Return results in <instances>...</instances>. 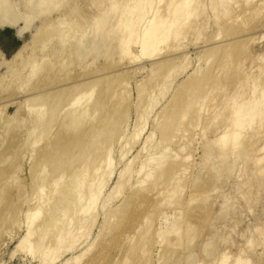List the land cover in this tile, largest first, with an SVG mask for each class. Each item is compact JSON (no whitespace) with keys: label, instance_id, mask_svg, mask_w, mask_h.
<instances>
[{"label":"rangeland","instance_id":"rangeland-1","mask_svg":"<svg viewBox=\"0 0 264 264\" xmlns=\"http://www.w3.org/2000/svg\"><path fill=\"white\" fill-rule=\"evenodd\" d=\"M43 1L44 0H39V1H35V0H5L6 8H4L2 12H0V112L4 114V115L0 114V115H2V116H0V118L1 117L3 118V119L2 118L0 119V123L2 122L0 124V137L3 136L2 138H4L6 136V138H4V142L7 144V146H5L6 145L5 143H4V145L0 143V145L2 146V147L0 146V174H1L0 175V264H186L185 262L188 259V257L191 254H194L195 251H196V253L194 254L195 258L193 260L194 264H214V263L219 264L222 262L221 260H223L222 258H224L223 256L225 254H226L225 257H227V255L229 256V258H228L229 261L227 262L228 264H232L233 262L235 264V261L239 257L243 258L244 256L246 258H243V259L244 260L246 259L245 261L247 263L249 262L250 264H264V245H262L264 240H262V238L259 234V233L264 231V178L262 177L264 175V172H263L264 171V164H262V163H264V132H260V130L264 128V115H263L264 114V107H263L264 103H262V102H264V94L260 95V93H259L260 91L258 90L260 88L261 92L262 93L264 92V91H262V90H264V74L262 73L263 76L261 74V77L257 78V76H259V74H260L259 71H261V69L264 71V68H263L264 67V61H263L264 60V0H188V3L185 4L184 6L186 7V5H187V8L189 9L187 17L185 18V19L189 18V20L188 19L187 20L182 19L184 22L183 21L180 22L181 19H179V21L175 20V21H177V23H176L177 25H175V24L173 25V27L175 26L174 27L175 29L173 27L171 28L172 25L167 27L168 30L164 29V28L162 29L163 32H165V30H166V32H168L170 30L169 28H171L172 30H174V32H173L174 36L172 39L168 40L167 44L161 46L162 50H160V52L158 51L159 53H161V51H163V53L160 54L161 60H160V58H158L157 51H156V54L153 53L157 56H154V55H153L154 57L152 56L155 59L154 61L151 59V57L144 56L141 53V48H139L140 45L138 44L136 46L135 44H137V43L135 42L134 45L132 43V44H130L132 46H128V48L130 47V49H128V52H127L128 54H124V53L122 54L120 48H117L116 50H114L111 57L104 56V55H102L103 53L102 54L99 53L98 55L94 54V56L91 57L90 64L86 63V64H88V67L85 66L87 71H85L86 69L83 68L84 65L83 64L79 65V62L77 63V61H74L76 59L74 58V56H72L70 54V49L72 51L71 46H73L72 44L74 42L70 41L69 39L73 34L70 33L71 34L70 35L68 33L70 36L67 35V36H65L66 37L65 39H63V38L60 39L61 37L57 36L56 32H59L60 30H66L64 32L67 34V32L69 31L68 29H70V31H71L70 25L73 26L77 21H78V25H80L79 22L82 23V20H83V18H85L86 15L91 16L93 14L95 16L99 12V10L98 9L96 10V8H95V10L98 11L96 13L95 10H90L89 6H87L88 8L86 6L84 8V5H88V4L84 3L86 0H84V2L82 0H69L68 1L69 3H67V4L66 3L62 4L59 2L60 0H57V3L59 2L60 5L55 3L54 6L42 8ZM81 1L84 3V4L82 3L83 6L81 4ZM144 1H146L145 4L143 5L144 11H145L144 12L145 17L143 16V18H142L143 21L141 22V26L148 24L150 18L153 17L154 14H156L159 17L160 16L159 13L160 14L162 13L161 15H163L164 13L167 16L170 15V17H169L170 20H172V21L174 20V18H173L174 15H171V11L170 12H161L163 7H165L164 9H166L167 6H165V5H167L168 1H170V0H153L154 1L153 3L151 2V0H144ZM148 1H150V3ZM55 2H56V0H55ZM110 2H111V0H110ZM76 3L78 4V7L79 6H82V7L78 8L80 11L74 12V11H72V7H74L76 5ZM175 3L179 4V3H181V1L175 0ZM79 4H81V5H79ZM107 4H109L108 0H107ZM107 4H105V2H104V6L106 5L105 7H107ZM158 7L160 8V11L158 13H156L155 9L156 8L159 9ZM76 9H77V7H76ZM221 9H222V11H221ZM162 11H164V10H162ZM9 13H11L14 16L13 21H10L8 18H6V14H9ZM254 13H255V15H254ZM188 16H190V17H188ZM191 16H192V18H191ZM84 20H87V19H84ZM49 21H52V22L54 21V22L49 23ZM178 22H180V23H178ZM68 23H71V24L68 25ZM182 23L183 24L186 23L187 26L186 25L183 26ZM74 26H77V23ZM182 26L184 28H182ZM140 29H141V27H140ZM172 30H170V32H172ZM175 31L177 33H175ZM17 34L19 37L17 36ZM138 34L139 35H136L132 39L133 41L136 39L137 36L138 37L141 36L140 32ZM62 37H63V35H62ZM235 40H236V42H235ZM47 42H48V46L46 45ZM69 42H71L72 44ZM230 42H232V43L234 42L233 44H235V45H232ZM240 43L241 44L244 43V44H242V55H241L242 59L244 60L242 62V64H244V65L242 66L243 68H241L240 64L238 65V69H242L241 71L238 70L239 77L236 78V79L239 78V80H238L239 85L234 84L233 87L236 85V89L238 87L237 90L239 92L242 91L244 93L246 90L245 93H247V92L250 93L252 91L253 94L248 93L249 99H246V100H243L246 98L244 96H242V98L240 96L241 100H240V98L234 99L233 105L235 107L237 106L236 105L237 100H238V102H241V101L245 102L244 105H246L247 102L250 104L251 99H252V103L254 101L253 104H256L255 102L257 101V104H256V107H258V108H256L257 110L259 108H260V110L263 108L262 109L263 114H261L259 116L260 118L259 117H257L256 119L252 118L253 119L252 120L251 118L249 119V117H251V115L249 117L246 116L247 120H249L250 122L253 121L252 122L253 126L248 121L250 124H248V122H247L245 128H243L244 130L242 129V132H240L242 134V135L240 134V142H242V143L245 142L244 144H247L249 142V143H254V145H256V149H255L256 152L254 151L255 152L254 154L256 155L255 158H257V159L256 160L252 159L249 162L245 161V160H241V159L238 160L236 162V164L234 165L233 169H231V173H228L227 177L225 175L224 176L225 178L222 177L225 180L221 181L222 180V178H221L220 181H217V185H218V182L224 183L223 185L221 183L222 186L219 185V189H218V186L215 185L216 181L214 182V180H212L214 178V172L210 167V162L207 161V159L205 158L206 157L205 156V154H206L205 145L208 141L214 140L215 132L219 133V132H223V131L227 130L226 128L228 127V125L224 123L225 117L228 114H232L231 113V112H233L232 110L235 109V107L232 106V102H230V100L228 99L230 96L225 97L227 93L224 94L223 93L224 90H222L223 88L221 89V87L219 88L218 93H215L218 90L215 91L214 93L216 95L217 94L219 95L218 96L219 98L217 96H215L218 99H220L219 101L217 99V103L219 102V104L216 103V101H215L216 98L215 99L213 98V102L210 101V103H211V105L214 104L215 106L217 104L216 111H213L215 109V108H213L214 105H213V107L210 105L212 108L209 106L211 108V109H209L207 106L208 105L207 102H205L207 105L204 103V105L206 106L205 112H204V115H206V116L203 117L204 120H202V122L203 121L204 122L198 123L197 125H199V126H195L194 129L191 130L192 132H190L191 134L189 133V135H188L189 137L187 136V132L183 133L182 135L177 134V130H176L177 125L178 124L181 125L180 124L181 123L180 118H179V122H178L177 117L174 118L175 120L172 118L173 119L172 120L171 119L172 116L169 115L170 120H168L169 117L164 115V114L167 113L169 108H170L169 107V104H170L169 102L171 101L170 98H173V95L176 93V91L178 89H180L181 86H182L181 88H183V86L187 84V81L188 82H189V80L192 81L193 80L192 76H193V78H194V76H197V78L199 77V79L194 78L195 81L196 80L197 81H199V80L205 81V79H208V78L210 80V78L212 76L211 75L212 72H215L214 71L215 69L218 70V66L220 67V65H221L220 61H222V59H221L219 61L220 65L218 64V62H217L218 65H216L215 61H217V60H215V59L217 58L219 60V57L221 58V55L223 54V51L226 49V47L227 48L229 47V49H230L229 51H231V47L233 50L235 48L234 46L239 47L241 45ZM64 44H66L64 47H67V52H65V54H63V55L62 54L60 55V53H62V52H59V49L61 51V48H62L61 45H64ZM74 45L76 47L75 43H74ZM52 46H53V49L50 48ZM54 46H55V48H54ZM47 48L49 49L48 53L49 52L52 53L53 56L51 58H49V61L47 59L43 61L44 57L48 56V53H47L48 49ZM214 48H216L217 51ZM56 49H57V51H56ZM218 49H220V51ZM246 49L248 50L249 53H247ZM50 50L51 51L54 50V52L56 51V53L51 52ZM226 51H227V49L224 51L225 54L227 52H229V51H227V52ZM165 54H166V56H165ZM18 55H19V57H17ZM41 55L43 57H41ZM100 55H102V56H100ZM134 56L136 59L135 58L133 59ZM30 57H34V58L40 60L38 67L35 68V69H37L36 70L37 73L34 72L35 73L34 75H32V73H30L33 71L31 67L27 66L25 69L23 67L22 68L20 67L21 70H23V71H21L19 68V66H22L21 65V63H23L22 61H25L26 59H28ZM156 57L158 58V60H160V62H162V59H166L165 61L167 63L165 64V62L163 60L162 63H164V64L160 65L161 63L159 62V64H156L157 66L153 65L155 63H158ZM248 57H250V58L252 57L251 58L252 60H250V58H248ZM150 60H152V61H150ZM45 61H47L48 63L46 62V64H45ZM43 63L45 64L44 66H43ZM139 63H140V65H138ZM212 63H213V66H212ZM232 64H233V62H232ZM129 65H130V67H129ZM50 67H52V68H50ZM162 67H164V68H162ZM53 68H55V69H53ZM207 68H209V69H207ZM244 68H245V70H244ZM14 69H16V70L19 69L18 71H20L22 73H20L19 75H16V76H12L13 74H11V72ZM127 69H128V71L129 70L130 71L127 72ZM133 69L135 72L133 71ZM137 69H138V71H137ZM151 69L153 71H151ZM43 70H46V71L44 72ZM82 70L85 73L81 74ZM198 70L201 71L200 75H199V73H198V75H196V72H199ZM263 71H261V72H263ZM50 72H52V73H50ZM86 72L88 73V76H90V77L85 75ZM101 72L103 73V75L100 74ZM155 73H157V75H155ZM230 74L233 75L234 72H231ZM230 74L228 76H230V78H231L232 76ZM236 74L238 75L237 71H236ZM31 75H32V77H31ZM82 75H85L84 78ZM100 75L104 76L103 78H105L104 79L105 81L108 80V82L110 83V86L108 85L107 82H104L105 84L101 85L102 84L101 83L98 86V88L96 89V91L94 90L95 89V87H94L93 90L97 93V95H99V97H101V93H104L101 91H105V93H108V94L113 93V91H116L115 95H117L118 97L115 98V96H113L112 98H115V99L112 100V98H110L108 96L110 98L111 102H109L110 100L107 99L109 101L106 100V102L99 103L98 101H96L97 98L99 100V97H97V95H96V97H97L96 98L95 95L92 94L96 98V100H95V98L92 99L93 96L90 93V95L92 97L91 98L88 97V98L91 99L92 102L95 101L94 103H92L93 106L90 105L91 101L89 99H88L89 100L88 101L87 97H85L86 100L84 98L85 101L83 100V102H82V100H80L82 98L81 97L80 99H77V100L79 102L81 101L82 103L81 104L79 103L80 105H78V103H77V105L74 107L73 105L76 104L75 103L76 98L74 99L73 96L76 95V93L78 94L79 91H81V93H84L83 91H85V90H83L84 89V86H83V87H81V89L83 88L82 89L83 91L80 88H79V91H77L78 88H77L76 83L74 85V82H72V81H75L73 79H75V78L80 79L81 78L80 80H83L86 77V79L92 80V79H94V76H100ZM79 76H80V78H79ZM115 76H117V77H115ZM206 77H208V78H206ZM175 78H177V79H175ZM68 79L70 80V82L68 81ZM185 80H187V81H185ZM222 80L223 79H221V81ZM169 81H170V83H169ZM202 81H200V82L203 84L204 81L203 82ZM66 82L69 85L71 84L70 86L73 89L76 87L74 90V92H76V93H74L73 91L71 92L72 89H70L71 88L70 86H67ZM76 82H77V80H76ZM207 82H208V80H207ZM207 82L206 81L204 82V86H202L203 89H202V91L200 89L199 90L200 92L203 93L206 89H208L207 91L211 92L214 84H211L212 81H210L209 83H207ZM246 82H248L249 85H248V83L246 85L245 84ZM258 82L260 85L258 84ZM234 83H235V81H234ZM242 83H243V85L241 86ZM251 83H252V88L250 87ZM256 83H257V85L260 86L259 88H258V86H257V88L255 87ZM262 83H263V85H262ZM65 84L67 86L66 91L64 90L65 86L61 87ZM181 84H183V85H181ZM125 85H126V87H125ZM166 85L168 86L169 89L171 88V90H169L168 94H166L167 96L164 97L165 94H161L162 93L161 90L163 89V86H166ZM169 85H170V87H169ZM228 86L232 87V85H230V84ZM243 86H245V87H243ZM253 86L258 90L257 93L255 92L256 89ZM43 87H45L44 90H43ZM161 87H162V89H161ZM210 87H211V89H210ZM51 88H52V91L55 92L56 94L55 93L51 94V93H53L51 91ZM58 88H60V89H58ZM45 89H47V90H45ZM56 89H58V90L55 91ZM91 89H92V87H91ZM34 90L36 93L38 92L37 93L38 95L40 94L41 96H43L42 94H44V96H48V94L46 95L45 93H46V91L48 92V90H49L50 93L49 92L48 93L50 95H54V98L56 99V100L54 99L55 101L53 100V102L55 103L54 110H52V108L50 109L49 112L51 114L47 118V120H50L52 118L53 113H54L53 118L54 117L55 118H61L62 115H59L62 112L61 109H63V110L66 109L67 112L65 111L66 114L65 115L63 114L64 116L62 117L66 121V118H65V117H67L66 115H68V117H71L70 115H72V113H70V115L68 114V109L72 110L74 113L75 111L78 110V108L81 109V106L83 108H85L83 104L88 105L87 102H89V105L86 108L91 106V109L89 107L90 110L88 112H90V113L96 112L95 113L96 115L95 114L92 115V114H89L87 112L89 115H91V117H90L91 119L90 118L88 119L87 113L86 112H85L86 114L83 113L85 115V117H84V115H81V118L82 117L87 118V121L85 120V122H82V123H86V127H88V126L90 127L92 124L91 122H93V124H92L93 126H94V124H96L95 127L97 126V124L100 125V123H101L100 126H103V128L101 127L102 130L100 131V133H95V134H97V136L99 138L98 137H97L98 139H96L95 137L94 138L97 141L101 140L100 141L101 144L107 143L106 146L102 145L103 151L106 147L107 148L105 149L106 152L105 151L103 152L101 150H100V152L99 151L98 152H99V154L102 152L105 153V155L102 153L103 157L105 156L108 158V156H106V155L107 154L109 155V152L111 151L109 158L110 157L112 158V160H110L111 158L110 159L108 158L110 160V162H112L110 164L111 170H109V167H107L106 164H105V166H104V164H101L104 166L106 171L109 170V172H107L108 176L106 175L107 179L105 178V180H104V177H106V176H104L105 172L101 171V170H103V167L101 165H100L101 169L99 166L98 172H100V173L103 172V175L100 173L98 175L96 173H93L94 170L97 168H95L96 166H92L93 171L91 170V172L89 173L90 168H91L90 167L89 171H88L89 174L87 177V179L89 178V180H86L87 182L85 181L86 184L76 185L75 184L76 182H74V184L69 185V187H70L69 189L65 185L64 187H66L67 189L62 187L63 188L62 191H65V189L67 191L63 192L64 196H63V194H61L62 192H60V194L63 196V197L60 196L61 197L60 199L58 197L60 195V194H58L59 192L57 193L58 196H56V194H52V195H54L52 197L60 200L61 205L63 202H65V201H63L64 198H66V199H67V197L69 199L71 197L75 198L76 195L79 194L80 192H82L83 199H82V202L79 201L80 203H78V205L76 204L77 205L76 207H74L75 205H73L74 209H73V207H71L73 210L71 208H69V209H71V210H69L67 207H64L65 208L64 210L65 211L68 210L67 212H69L68 213V216H69L68 220H67V216H65L66 220L64 217L62 218L63 220H65L64 223L66 224L67 222L72 221L69 219L74 217L73 221L69 222V223H71V225H68L69 227L72 226V228L71 227L69 228V230L71 229V231H69L71 236L68 238L69 235L66 236L65 234H62L63 236L65 235L67 237V239L65 237L63 239H61V241L65 239L63 241L64 243L54 240V239H58L60 241V239H59L60 238L59 237L60 232L58 231V229H59V226H62V225L52 226V227H55L54 229H56V227H58V229L56 230L57 232H55L54 229L51 227L52 228L51 231H50V229H48L47 233H45V232L43 234L40 233V234H42L41 236H43V238H40V240H39V236H38L37 240L41 241V243L44 242V244L42 243L41 245L42 246L45 245L46 248L42 247L43 249L48 248V251L45 252L46 254H44V253L42 254L41 251H39V253L38 252L36 253V250L34 251V250L29 249L28 247L25 248V246L21 245L22 244L21 242H23L22 240H24V238L27 236V234L29 232V230H28L29 229L28 228L29 223L27 222V219H26L27 217L25 218L24 216L26 214H30V211L28 213H26L28 210L32 211L33 209L36 210L37 207H38L37 209L42 208V207H46L43 205H42V207H40V204H39L40 200L38 199L39 197H36V196H38L36 194L38 192H36L37 191L36 187H34V186H36V183H37L36 180H37V177H39L38 175L43 170V169H41V167H43L41 164L47 162V161L43 162V160L49 159L48 162L50 160L52 161V159H54V157L57 158L58 156L62 155L63 153L66 152L67 149H68V151L73 149L74 146L72 147V144L74 145V143L72 142V140L69 139L70 137H68V135L72 136V135H76V134H73L75 129L73 131L72 127H71L72 129L70 128V132L66 131V130H69L66 127H64V131H63V129H61L62 123L60 124V123L56 122V123H54L55 125L52 124V126H53L52 128L55 130L57 129V131L56 132H55V130L51 131V130H53L51 128V130H49V132H51V133L45 134L46 136L50 135L49 138L46 139L47 137L44 136L43 140H41V138H40V142H39V140H38V142H36L35 140H33V141L30 140V141H32V143L25 142V141L22 142L19 140V139H21L19 137H18L19 142L17 139H15V141L17 140V142H15L13 138L16 136H14L12 138V141H13V145H12L11 144L12 142L9 141V139L7 140V137L9 138L11 136V134L14 132L13 129H12L13 131L10 130L12 128L11 126L13 125V124L11 125L10 123L14 122L15 120L17 121V119H15V118H17L19 114L22 116L24 111H25L24 114H26L27 109H25V106L27 103L23 102L24 103L23 104L21 102L25 99L26 100L29 99L30 96L31 97H34V95L37 96V94L34 92ZM39 90L42 92L39 93ZM127 90H128V94H127ZM173 90H175V91H173ZM159 91H160V93H159ZM57 92L58 93L60 92V94L61 93L62 94L59 95ZM95 92H92V93H95ZM173 92H174V94H173ZM32 93H33V96H32ZM222 93H223V95H221ZM28 94L30 96H28ZM157 94L159 96H163V98H165V99L158 98V102H159L158 106H155L153 111H150L151 109L146 108V106L147 107L150 106V104H151L150 98L154 95H157ZM189 94H191V93H189ZM189 94H188V96H189ZM257 94H259V96ZM57 95L60 96L59 97L60 99H58ZM109 95L111 96L112 94H109ZM71 97L73 100H75L74 101L75 104L72 102L73 105H72V103L70 104L68 102L69 99H71ZM223 97L228 99L229 102L226 101L228 103H225V101H222V100H224V99H222ZM159 99H161V101ZM258 99H259V101L263 99V101L261 102L262 105L260 104V106H258L260 103V102L258 103ZM221 101L223 102L222 104H221ZM16 102H18V103H16ZM234 102H236V103H234ZM58 103H60V104L58 105ZM66 103H69L70 106L72 105L73 106V107L71 106L72 109L69 108L70 106L67 104L69 106L68 107L66 105ZM148 103H149V105H148ZM208 103H209V101H208ZM229 103H231V106L229 105ZM248 103L246 106H248ZM77 106H80L77 108V110L73 109V108H76ZM143 107H144V109H143ZM231 107L234 109H232ZM92 110L94 112H92ZM104 110H106V111H104ZM108 111H109V113H108ZM111 112H113V113H111ZM144 112L145 113L148 112V113L145 114ZM169 112H170V110H169ZM55 113H57V115H56L57 117L55 116ZM62 113H64V111ZM105 114H107V115H105ZM144 114H145V116H147V117H145V119L147 118L146 119L147 121H145V119H143V123H142V121L139 117L142 118L144 116ZM123 115H125V116H123ZM4 116H6L5 118L8 117L11 119H8V118L5 119ZM93 116H95V117H93ZM105 116H106V118H105ZM78 117H80V116H78ZM127 117H129V119ZM13 118L15 120H12ZM84 118H82V119H84ZM162 118H163V120H162ZM159 119H160V121H159ZM206 119H207V121H205ZM208 119H209V122H208ZM47 120H46V122H47ZM76 120H78V122L80 121L79 118H77ZM88 120H90V123L88 122ZM185 120H182V121H185ZM57 121H59V120L57 119ZM169 121H171V122H169ZM188 121H189V118H188ZM188 121L185 122V124L187 123V125H188ZM7 122H10V123H7ZM98 122H100V123H98ZM161 122L163 125L161 124ZM173 122H175L177 124H175ZM5 123L7 125L10 124L9 126L11 128L9 129V127H6ZM58 124H60V125H58ZM172 124H173V126H172ZM182 124L184 125L183 122H182ZM207 124H208V126H207ZM57 125H58V127L60 126L61 132H59ZM81 125H83V124H81ZM81 125H80V127H81ZM122 125H125V128ZM174 125H176V126H174ZM83 126L84 127H82V128L78 127L80 129L81 133H82L81 130L83 129V131H84V128H85V131H87L85 125H83ZM93 126H91V127H93ZM114 126H115V128H114ZM121 126H122V131H121V129H120V131H121L122 135L114 138L113 140H109L108 139V138H110L109 135H112V134L108 133L109 129L111 128L110 133L112 132V129L116 132L117 131L116 129H118V127H121ZM138 126L140 127L139 129H138ZM165 126L168 128V131H171L175 127V130L171 131L170 135H172L171 138L175 134H177L178 137L176 135H175L176 137L174 136L175 138L173 137V139L169 138L170 136L167 137L169 133L167 134L168 131H166L167 129ZM171 126H172V129L170 130ZM91 127H90V129H91ZM97 127H99V126H97ZM196 127H198V128H196ZM13 128H14V126H13ZM204 128H205V130H204ZM134 129H136V131ZM141 129H142V131H141ZM258 129H260V130H258ZM123 130H126L125 133ZM164 130L166 131V133L164 132ZM8 131H9V133H8ZM85 131H84V133H85ZM114 131H113V133H114ZM201 131H203V132H201ZM4 132H6L7 134L6 133L3 134ZM106 132H107V134H106ZM161 133L162 134L164 133V135L166 134L167 135L166 138H169V140L171 139L170 140L171 142H167L168 141L167 139L164 142L163 139H165V136L162 135ZM178 133H180V132L178 131ZM251 133H253V134L251 135ZM254 133H256V134H254ZM13 135H15V134H13ZM185 135H186V137H184ZM65 137H67V138H65ZM42 138H43V136H42ZM5 139H6V141H5ZM95 139H94V142L96 141ZM65 140L68 143L63 142ZM27 141H29V140H27ZM91 141H92V139H91ZM42 142H44V143L46 142L45 144L48 145L50 148L47 146H46L47 149H46V147L44 148L43 147V145L45 146L44 143L41 147ZM94 142L92 144H89V145H91L93 147V144H94L96 146V143H94ZM100 142H97V143L100 144ZM162 142H164L163 145H162ZM189 142H190V144H189ZM37 143L39 144L38 147H37ZM33 144L36 146H34ZM52 144L55 146V148H53L54 146ZM101 144L99 145L100 147H101ZM77 145H78V147L80 146L79 144H77ZM159 145H160V147H159ZM181 145H182V149H180ZM109 146L111 147L110 149H109ZM35 147H37V148H35ZM90 147L88 148V150L90 149ZM92 147H91L92 150L96 149V148H92ZM30 148L32 150H30ZM38 148H40V152H39ZM98 148L99 147H97V149ZM33 149L34 150L36 149V151L34 152ZM164 149H166V153H167V151H169V153H168L169 155L170 154L172 155L173 153L178 154V156H177V154H173V157L177 156L176 157L177 162L175 160L176 163H178L179 161L181 162L183 160L186 162V168H187L186 174H188V177L185 178L181 174L182 182H184V180H186L185 187H182V189H184L183 192L181 191V188H180V190H178V191H180L181 193L177 192L178 193V194H176L177 196L176 197L172 196L173 199H171V200H169V199L172 197H170V198L168 197V200H166V198H165V200L167 201L165 204L163 203V202H165V200L162 199V203H163V205H162L160 198H162V197L164 198V195H167V193L165 194L162 192L164 194L162 196V195H159V194H161L160 191L164 190V192H165L168 190L167 188H166L167 190L164 189L167 185V183L164 182L165 181L164 177H166L169 174L171 175V172L176 171V170H174V168H173V170H169V168L171 167L170 164H168L170 166L169 168H166L164 171L160 172L158 175H156V177H154L157 180V176H159L160 178H162V176H163V179H160V180L158 179V181L155 182V184L153 182V185L151 183L152 181H150L148 183L146 182L145 184H147V185L149 184L146 187L148 189L144 188L146 185L145 186H140V185L144 184V183H142V180L144 179V177H146V175H148L147 172L150 173V171H151V170H149V169H151V167H149V169H148V162L147 161H150L151 159H155V158L157 159V157L160 155H163V153H164V155H166V153L164 152L165 151ZM168 149H170L172 152ZM183 149H185L186 153ZM61 150H62V152H61ZM107 151H109V152H107ZM260 151H261V153H260ZM29 153H31L32 156ZM102 154L100 156H102ZM183 154H185V155H183ZM171 155L168 158H170ZM260 156L263 159L262 162H261L262 159ZM43 157H44V159L41 161V159ZM105 157L103 158L104 160L101 159L100 161L99 160L98 161L101 163L104 161L103 163H105L107 160V159H105ZM175 157L172 160H174ZM96 158H97V156H96ZM100 158H102V157H100ZM158 158H160V157H158ZM185 158H186V160H185ZM8 159H10V160H8ZM31 159H33V160H31ZM259 159H261V160H259ZM68 160H70V159H68ZM68 160L65 159L64 163L67 164ZM73 160H75V161L69 162L71 164L70 166H69V164H67V165L65 164L66 167L64 166V163L62 162L63 167L61 166V168H63V169H60L61 163H60V165L57 164V166H52V165H49L48 163H47L48 166H46V167H45V165H47V164H43V165H44V169L46 168V172H47V167H49L48 169L50 170V166H51V171L49 173H53L52 175H54V176H52L53 178H51V181H52V179L54 180V178L58 177L57 175H59V174L61 176H62V174L63 175L65 174L66 176H69V175L72 176L73 173H74L73 175H75V173L80 172L79 170L80 169L82 170V167L85 166V164L84 163L81 164L80 162H78L80 160L78 156H77V158H75ZM168 161H169V159H168ZM168 161L166 163H168ZM184 161H183V163H184ZM41 162H43V163H41ZM183 163L181 162V164H183ZM206 163L208 164L209 167L206 165ZM184 165H185V163H184ZM74 166H76V167L74 168ZM56 167H58V168H56ZM52 169L53 170L57 169L56 172L58 174H56V172H52L53 171ZM256 169L262 170V173H259L258 176H257V172H256L258 170H256ZM95 172H97V171H95ZM110 172H111V174H110ZM154 172L157 174L156 171H154ZM154 172H153V174H154ZM34 174L36 175V177ZM153 174H152V176H153ZM90 175H91V178L89 177ZM93 175L94 176H96V175L97 176H103L101 178H103V180L105 182L102 179L101 180L104 182L105 185H103L104 188L101 187L102 190L100 191V193L97 191L99 193L98 201L97 200H96L97 202H91L90 201L88 203L89 199L86 198V200H87L86 201L84 198L89 196L88 195V193H89L88 187L91 185V183H93V182L95 183ZM164 175H166V176H164ZM260 175H261V177H260ZM49 176H51V174ZM154 176H155V174H154ZM184 176H185V173H184ZM91 179H93V181ZM49 181H50V179H49ZM103 182H102V184H103ZM182 182H180V187L182 185H184V184H182ZM98 183L93 184V186L95 185L97 187L98 185H100V182H98ZM212 184L214 186H216L217 189L214 186L212 188ZM71 185H73L74 187H71ZM32 186H33V188H32ZM48 186L46 185V188ZM178 186H179V183H178ZM142 187L144 189H142ZM209 187H211L212 189ZM86 188L88 191L87 190L85 191ZM198 188H199V190H198ZM208 188L211 189L214 193L211 190H209ZM214 189L218 190V191L215 192ZM34 190H36V191H34ZM48 190H49V188H48ZM32 191H34L35 192L34 194H36V195L30 194V192L32 193ZM59 191H61V190H59ZM156 191L160 192V193H157ZM198 191H200V192H198ZM83 192H85V193L88 192V193H86V195L84 196ZM201 192L202 193L204 192V193L201 194ZM206 192L207 193L210 192V194L205 195ZM48 193L50 194V191ZM197 193L198 194L200 193L202 196L203 195L204 196L202 197L201 195H198ZM25 194H27V195H25ZM65 194H67V195H65ZM152 194H153V198H152ZM154 194L156 196L158 195L157 197L160 196V198L157 199ZM193 194L197 195L199 197L201 196L202 198L196 197L195 200H192L193 196L191 197V195H193ZM45 196L48 197L50 200H52V202L55 201V199L50 198L51 194H50V196L48 194L44 195L43 198ZM207 196H209V197H207ZM247 196H249L248 197L249 199H247ZM25 197L26 198L30 197L31 200L26 199ZM197 198H199V199H197ZM49 199H48V201H50ZM69 199H67V201H69ZM24 200H26V201L30 200V202L28 203V201H27V203H25L26 201H24ZM37 200H39V201H37ZM46 200H47V198H46ZM48 201H46V203H44V205L50 204L49 206L47 205V207H46L47 209L45 211H48V207L49 208L52 206L56 207V206H58V204H59L60 208L59 207H57V208L62 209L60 206V203L57 202L58 200L56 201L57 204H54V205L51 202L47 203ZM67 201L65 203L70 204L71 200L69 202H67ZM83 201H84V203H83ZM56 202H54V203H56ZM226 202H229L228 209H227L226 204H225ZM30 204L32 206H30ZM81 204L84 206L81 207ZM65 205H63V206H65ZM35 206H36V208H35ZM79 206H80V208H79ZM153 206H155V207L153 208ZM55 207L52 209L55 210ZM68 207H70V205ZM88 207H90V208L92 207L91 213H90V210H88L89 212H87V210H84V209H88ZM52 209H49V212ZM82 210L85 211L86 213L83 214ZM93 210H94V212H93ZM221 210L223 211V213ZM72 213H74V214H72ZM186 213L188 214V216H185V215H187ZM70 214H71V216H70ZM111 215L114 217H112ZM147 215L148 216L151 215L150 217H153L154 221L152 218H150L152 221L150 219L148 220ZM145 217H146V219H145L146 221L143 220V221H145L143 223V226L145 225L144 231H146L145 227H147V225H149V223L152 226V228H151V226H149L147 228L149 230H147L145 232L146 234L142 233L143 227H141L139 225V222H141V220L144 219ZM162 217H164V218H162ZM82 220L85 222H83ZM213 220H215V221H213ZM73 222L75 223V225ZM186 222H187V224H186ZM69 223H67V224H69ZM189 223H190V225L188 227ZM65 224L63 225V227L67 226V225L65 226ZM135 225H136V227H135ZM192 225L195 229L191 227ZM139 226L142 228V230L139 229V231L141 230L140 234L141 235L143 234L144 236H142L143 237L142 238L141 235H139V231H137L138 232V239H137V235H135V233H136L135 230H137L139 228ZM176 226L179 227L178 230H175L174 227H176ZM132 227L134 228V230ZM156 227H157V229H156ZM66 229H68V228H66ZM130 229H132V231ZM187 229H194V230L191 231V230H187ZM260 229L263 231H260ZM124 230L126 232V235L123 234ZM160 230H161L162 234L158 235ZM114 232L116 234H117V232H119L118 233L119 235L118 234L116 235ZM129 232H130V234H128ZM55 233H59V235L58 234L56 235ZM200 233H202V234H200ZM37 234L40 235L39 233H37ZM37 234H35V235H37ZM199 234H200V236H199ZM214 234H216V235H214ZM258 234H259V236H258ZM120 235H122L120 238H122L123 241L120 240V238H119ZM132 235H133V238H132ZM161 235H163L162 238H161ZM34 236L32 238L35 241L36 240L35 238L37 236H35V238H34ZM46 236H48V238ZM127 236H129V238ZM134 236L136 239H134ZM205 236H207V237L205 238ZM251 236H253V237L251 238ZM255 236H256V239H255ZM57 237H59V238H57ZM210 237H211V240H214V243L216 244V252L214 253V255L212 257L209 258L208 256L206 257V255H204V251L202 248H204L205 243L208 240H210ZM219 237H220V240H219ZM125 238H126V240H125ZM190 238H192V239H190ZM250 238L252 240H249ZM259 238L261 240L260 241L261 244L259 242H258V244H256L257 240H259ZM41 239L46 240V241H43ZM130 239H132L133 241H131ZM37 240L35 242H37ZM127 240H129V242ZM54 241H55V243H54ZM124 242H126L125 246H124ZM200 242L204 245L202 246L200 244ZM250 242L253 243L254 245L256 244L255 247ZM47 246H49V247H47ZM197 246H199V247H197ZM126 247H128V248H126ZM90 248L92 251L90 250ZM190 250H191V253H188V252H190ZM252 251H254V252H252ZM201 252L203 255L201 254ZM84 253L86 256H83ZM250 253H252V254H250ZM198 255H200V256H198ZM80 256H81V258H80ZM247 256H248V258H247ZM185 258H187V259H185ZM205 258H207V259H205ZM213 258H216V260L219 261V263L216 262L215 259H214L215 262L212 261ZM251 258H253V259H251ZM123 259H124V261H122ZM126 259L128 260V262ZM125 260L127 263L125 262ZM247 260H250L251 262L247 261ZM212 262H214V263H212ZM187 264H188V261H187Z\"/></svg>","mask_w":264,"mask_h":264},{"label":"bare ground","instance_id":"bare-ground-1","mask_svg":"<svg viewBox=\"0 0 264 264\" xmlns=\"http://www.w3.org/2000/svg\"><path fill=\"white\" fill-rule=\"evenodd\" d=\"M35 1H39V0H35ZM69 0H60L59 2L60 3H69L68 2ZM83 2H84V0H82ZM81 1V4L83 3ZM181 1V3H175V0H170V1H168V3H167V5H165V6H167L166 7V9H164L165 7H163V9L162 10H164V11H162L161 10V12H170L171 11V15H174V20L172 21V20H170V15H166L165 13V15L163 16V15H161L160 13H159V17L156 15V14H154V16L153 17H151L150 18V20H149V22H148V24H146V25H143V26H141V22L143 21V16H144V7H143V5L145 4V2L146 1H144V0H111V2H110V0H108V3L109 4H107V0H86L84 3L85 4H88V5H84V8H85V6L87 7V6H89V9L90 10H95V8H96V10L98 9L99 10V12L98 11H96V15L94 16L93 14V16L91 15H86L85 16V18H83V20L84 19H87V20H82V23L81 22H79V24L80 25H78V21L76 22L77 23V26H71L70 24L71 23H68V25H70V27H71V31H70V29H68L69 31L67 32V34L64 32V31H66V30H60L59 32H56V35L57 36H59V37H61L60 39H65L66 37L65 36H67V35H69L70 33L71 34H73L71 37H70V41H73L75 44H76V47H75V45H74V43L72 44L71 42H69V43H71L73 46H71L72 47V51H71V47L69 48L70 49V54L72 55V56H74V58L76 59V60H74V61H77V63L79 62V65H84L83 66V68H85V66H87L88 67V64H90V60H91V57H93L94 56V54H96V55H98L99 53L100 54H102V55H104V56H107V57H111L112 56V53L114 52V50H116L117 48H120L121 49V53L123 54H128L127 52H128V49H130V47L128 48V46H132V45H130V44H132L133 43V45H134V43L136 42L137 44H135L136 46L139 44L140 46H139V48H141V53L144 55V56H149V57H151V59L154 61L155 59L153 58L154 56H157V55H155L156 54V51H157V54H158V58H160V60H161V55L160 54H162L163 53V51H161V53H159L160 52V50H162V47L161 46H163V45H165V44H167V42H168V40H170V39H172L173 38V36H174V34H173V32H174V30H172L171 28L173 27V25L175 24V25H177L176 23H177V21H179V19H181L180 20V22H182L183 20L182 19H184V20H189V18H187V19H185L186 17H187V14H188V12H189V9L187 8V5H186V7L184 6L185 4H187L188 3V0H180ZM59 2L57 3V0H56V2H55V0H44L43 1V5H42V8H44V7H49V6H54L55 5V3H57V4H59ZM104 2H105V4H107V7H105L104 6ZM149 3H150V1H148ZM151 2L153 3L154 1L153 0H151ZM223 2V1H222ZM83 3V4H84ZM159 3V2H158ZM163 3V2H162ZM175 3V4H174ZM61 4V5H62ZM81 4H79V5H81ZM83 4H82V6H83ZM191 4V3H190ZM189 4V5H190ZM60 5V4H59ZM109 5V6H108ZM204 5V4H203ZM261 5V4H260ZM82 6H79V7H82ZM159 6V5H158ZM218 6V5H217ZM76 7H77V9H76ZM78 4L76 3V5L74 6V7H72V11H80L78 8ZM104 7V8H103ZM161 7V6H160ZM190 7V6H189ZM236 7V6H235ZM4 8H6V5H5V0H0V12H2L3 11V9ZM88 8V7H87ZM159 8V7H158ZM226 8V7H225ZM193 10V9H192ZM71 11V12H72ZM160 11V8L159 9H155V12L156 13H158ZM221 11H222V9H221ZM89 12V11H88ZM191 12V11H190ZM90 13V12H89ZM88 13V14H89ZM95 13V12H94ZM168 14V13H167ZM170 14V13H169ZM254 15H255V13H254ZM258 15V14H257ZM176 16V17H175ZM90 19H89V18ZM92 17V18H91ZM145 17V16H144ZM188 17H190V16H188ZM6 18H8L10 21H13L14 20V16L11 14V13H9V14H6ZM176 18V19H175ZM191 18H192V16H191ZM190 18V19H191ZM214 19V18H213ZM66 20V19H65ZM175 20H177V21H175ZM54 22V21H53ZM52 21H49V23H53ZM56 22V21H55ZM180 22H178V23H180ZM184 22V21H183ZM169 23V24H168ZM170 25H172L171 26V28H169L170 30H172V32H170V30L168 31V32H166V30H165V32H163L162 31V29L164 28V29H167L168 30V26H170ZM182 25L183 26H185L186 25V23H182ZM179 26V25H178ZM182 26V28H184ZM187 26V25H186ZM140 27H141V29H140ZM175 27V26H174ZM173 27V28H174ZM181 28V27H180ZM186 28V27H185ZM175 29V28H174ZM179 29V28H178ZM140 30V31H139ZM177 30V29H176ZM140 32V34H141V36L140 37H136V39L133 41L132 39L136 36V35H139L138 33ZM69 33V34H68ZM175 33H177L176 31H175ZM70 34V35H71ZM62 35H63V37H62ZM69 35V36H70ZM68 36V37H69ZM176 37V36H175ZM178 37V36H177ZM180 37V36H179ZM52 40V39H51ZM232 40V39H231ZM172 41V40H171ZM228 41V40H227ZM240 41V40H239ZM242 41V40H241ZM49 42V41H48ZM48 42H47V46H48ZM61 42V41H60ZM66 42V41H65ZM173 42V41H172ZM235 42H236V40H235ZM46 43V42H45ZM44 43V44H45ZM224 43V42H223ZM228 43V42H227ZM232 45H235V44H233L232 42H230ZM239 44V43H238ZM241 44V43H240ZM242 44H244V43H242ZM242 44L239 46V47H236V46H234L235 48L232 50V47H231V51H229L230 49H229V47L227 48L226 47V49H227V51H229V52H227L226 54H225V50L223 51V54L221 55V58L219 57V60L216 58L215 60H217V61H215L216 62V65H218L219 64V61L222 59V61H220V63H221V65H220V67L218 66V70H214L215 72H212V76H211V78H210V80H209V78L208 77H206V78H208V79H205V81L207 82V80H208V82L207 83H209L210 81H212L211 82V84H214V86H213V89L211 90V92H209V91H207L208 89H206L203 93L202 92H200L199 90L201 89V91H202V86H204V82L202 81V80H199V81H195V79H199V77L197 78V76H194V78H193V76H192V81H190L189 80V82L187 81V80H185V81H187V84L186 85H184L183 86V88H181L180 87V89H178L177 91H176V93L174 94V92H173V98H170V104H169V110H170V112H169V110H168V112L170 113H165L164 115H166V116H168L169 117V115L170 116H172L171 117V119L173 118H175V117H177L178 118V122H179V118L181 119V125H177V128H176V130H177V134L178 135H182L183 133H185V132H187V136L189 135V133L190 132H192L191 130L192 129H194V127L195 126H199V125H197L198 123H201L202 122V120H204V118L203 117H205L206 115H204V112H205V108H206V106L204 105V103L205 102H207V106H208V108L209 109H211L212 107H213V105H211V103H210V101L211 102H213V98L215 99L216 98V103H217V99L219 98L218 96V94L216 95L215 93H218L219 92V88L221 87V89L222 90H224L223 91V93L225 94V93H227L226 94V96L225 97H229L228 99L230 100V102H232V106H234L233 105V100L234 99H238V98H240V96H241V98H242V96H244V97H246L245 99H243V100H246V99H249V96H248V93L249 92H247V93H245L246 92V90H245V92L243 93L242 91L241 92H239L237 89H238V87H237V89H236V85L233 87V85L234 84H238L239 85V78L238 79H236L237 77H239V72H238V70L239 71H241L242 69H238V65L240 64L241 65V68H243L242 66L244 65V64H242V62L244 61L243 59H242V57H241V55H242ZM66 44H64V45H61L62 46V48L65 46ZM68 45V44H67ZM44 46V45H43ZM224 46V45H223ZM238 46V45H237ZM46 47V46H45ZM74 47V48H73ZM222 47V46H221ZM51 49H53V46L52 47H50ZM54 48H55V46H54ZM59 48V47H58ZM61 48V51H60V49H59V52H62V53H60V55L62 54H65V52H67V47H64L63 49ZM161 48V49H160ZM217 48V47H216ZM216 48H214L216 51H217V49ZM225 48V47H224ZM48 49V48H47ZM221 49V48H220ZM220 49H218L219 51H220ZM244 49V48H243ZM164 50V49H163ZM208 50V49H207ZM214 50V51H215ZM247 50V49H246ZM48 51H49V49L47 50V53H48ZM51 51V50H50ZM56 51H57V49H56ZM56 51L54 52V50L53 51H51V52H54V53H56ZM120 51V50H119ZM159 51V52H158ZM200 51V50H199ZM218 51V52H219ZM165 52V51H164ZM245 52V51H244ZM58 53V52H57ZM153 53H155V54H153ZM207 53V52H206ZM209 53V52H208ZM247 53H249L248 52V50H247ZM46 54V53H45ZM44 54V55H45ZM59 54V53H58ZM130 54V53H129ZM213 54V53H212ZM55 55V54H54ZM102 55H100V56H102ZM142 55V56H143ZM154 55V56H153ZM208 55V54H207ZM211 55V54H210ZM244 55V54H243ZM53 55H52V53H48V56H46V57H44V59H43V61L44 60H48L49 61V58H51ZM153 56V57H152ZM165 56H166V54H165ZM168 56V55H167ZM184 56V55H183ZM17 57H19V55L17 56ZM41 57H43L42 55H41ZM135 58V56L133 57V59ZM157 58V57H156ZM158 58H157V61H158V63H155V64H153V65H156V64H159V62H160V60H158ZM213 58V57H212ZM246 58V57H245ZM248 58H250V57H248ZM252 58V57H251ZM250 58V60H252ZM136 59V58H135ZM150 59V58H149ZM169 59V58H168ZM65 60V59H64ZM106 60V59H105ZM152 60H150V61H152ZM163 60H164V62H165V64L167 63L165 60L166 59H162V62H163ZM199 60V59H198ZM39 59H36V58H34V57H30V58H28V59H26L25 61H22L23 63H21V65L22 66H19V68L21 67H23L24 69L28 66V67H31L32 68V72H30V73H32V75H34L35 73H37V69H35V68H37L38 67V65H39ZM42 61V60H41ZM67 61V60H66ZM214 61V60H213ZM264 61V60H263ZM46 62L47 61H45V64H46ZM65 62V61H64ZM156 62V61H155ZM162 62H160L161 64L160 65H162V64H164V63H162ZM214 62V63H215ZM217 62H218V64H217ZM232 62H233V64H232ZM48 63V62H47ZM61 63V62H60ZM85 63V64H84ZM86 63H88V64H86ZM135 63V62H134ZM172 63V62H171ZM245 63V62H244ZM44 63H43V66L45 65ZM63 64V63H62ZM144 64V63H143ZM211 64V63H210ZM209 64V65H210ZM233 66H232V65ZM132 65V64H131ZM138 65H140V63L138 64ZM170 65V64H169ZM208 65V66H209ZM231 65V66H230ZM247 65V64H246ZM41 66V65H40ZM39 66V67H40ZM133 66V65H132ZM157 66V65H156ZM164 66V65H163ZM207 66V67H208ZM212 66H213V63H212ZM215 66V65H214ZM129 67H130V65H129ZM137 67V66H136ZM154 67V66H153ZM152 67V68H153ZM251 67V66H250ZM21 68H20V70H21ZM30 68V69H31ZM50 68H52V67H50ZM127 68V67H126ZM134 68V67H133ZM139 68V67H138ZM155 68V67H154ZM162 68H164V67H162ZM206 68V67H205ZM210 68V67H209ZM209 68H207V69H209ZM264 68V67H263ZM39 69V68H38ZM42 69V68H41ZM53 69H55V68H53ZM86 69V68H85ZM130 69V68H129ZM132 69V68H131ZM141 69V68H140ZM143 69V68H142ZM166 69V68H165ZM170 69V68H169ZM180 69V68H179ZM19 70V69H18ZM18 70H16V69H14L12 72H11V74H13L12 76H16V75H19L20 73H22V72H20V71H18ZM144 70V69H143ZM172 70V69H171ZM232 70V71H231ZM244 70H245V68H244ZM21 71H23V70H21ZM25 71V70H24ZM44 72L46 71V70H43ZM49 71V70H48ZM85 71H87V69L85 70ZM130 71V70H129ZM128 71V69H127V72H129ZM133 71H134V69H133ZM137 71H138V69H137ZM140 71V70H139ZM151 71H153L152 69H151ZM163 71V70H162ZM199 71V70H198ZM204 71V70H203ZM202 71V72H203ZM236 71H237V73H238V75L236 74ZM259 71V70H258ZM261 71H263L262 69H261ZM261 71H259L260 72V74H259V76H257V78L259 77H261V74L263 73L264 74V71L263 72H261ZM35 72V73H34ZM40 72V71H39ZM135 72V71H134ZM133 72V73H134ZM143 72V71H142ZM178 72V71H177ZM231 72H234V74L233 75H231L230 73ZM42 73V72H41ZM50 73H52V72H50ZM83 73H85L83 70H82V72H81V74H83ZM160 73V72H159ZM163 73V72H162ZM198 73H199V75L201 74V71H199V72H196V75H198ZM258 73V72H257ZM100 74H102L103 75V73L101 72ZM107 74V73H106ZM135 74V73H134ZM178 74V73H177ZM182 74V73H181ZM231 75L232 77L230 78V76H228V75ZM242 74V73H241ZM263 74H262V76H263ZM22 75V74H21ZM32 75H31V77H32ZM49 75V74H48ZM85 75H87L88 76V73L86 72V74ZM85 75H82L83 76V78H84V76ZM98 75V74H97ZM102 75H100V76H94V79H92V80H90V79H86V77H85V79H83V80H80L81 78H80V76H79V78L80 79H73V80H75V81H72V82H74V85H75V83H76V85H77V88H78V90L77 91H79V88L81 89V87H83L84 86V89L83 90H85V91H83L82 89V91L84 92V93H81V91H79L78 92V94L76 93V92H74V90H75V88L73 89L67 82H66V84H67V86H70L71 88L70 89H72L71 90V92L73 91L74 93H76V95H74L73 96V98L75 99L76 98V104L74 103V101L75 100H73L72 99V97H71V99H69V103L71 104L72 102L75 104V105H73V103H72V105L75 107L76 105H77V103H78V105H80L82 102H83V100H84V98L85 97H87V100L89 99L88 97H92L93 95H95V97H96V95H97V93L95 92L96 91V89L98 88V86L101 84V85H104L105 83L104 82H107L108 83V85L110 86V83L108 82V80L107 81H105L104 79L105 78H103L104 76H102ZM105 75V74H104ZM108 75V74H107ZM120 75V74H119ZM126 75V74H125ZM155 75H157V73H155ZM161 75V74H160ZM166 75V74H165ZM164 75V76H165ZM169 75V74H168ZM167 75V76H168ZM244 75V74H243ZM30 76V75H29ZM81 76V77H82ZM106 76V75H105ZM112 76V75H111ZM181 76V75H180ZM179 76V77H180ZM210 76V75H209ZM25 77V76H24ZM88 77H90V76H88ZM87 77V78H88ZM109 77V76H108ZM115 77H117V76H115ZM122 77V76H121ZM132 77V76H131ZM166 77V76H165ZM251 77V76H250ZM70 78V77H69ZM92 78V77H91ZM107 78V77H106ZM163 78V77H162ZM167 78V77H166ZM108 79V78H107ZM111 79V78H110ZM115 79V78H114ZM118 79V78H117ZM168 79V78H167ZM175 79H177V78H175ZM221 79H223L222 81H221ZM241 79V78H240ZM245 79V78H244ZM72 80V79H71ZM76 80H77V82H76ZM79 80V81H78ZM160 80V79H159ZM158 80V81H159ZM174 80V79H173ZM247 80V79H246ZM250 80V79H249ZM68 81L70 82V80L68 79ZM110 81V80H109ZM113 81V80H112ZM163 81V80H162ZM161 81V82H162ZM200 81H202L203 82V84L200 82ZM234 81H235V83H234ZM245 81V80H244ZM71 82V83H72ZM237 82V83H236ZM243 82V81H242ZM78 83V84H77ZM163 83V82H162ZM169 83H170V81H169ZM247 83L248 82H246L245 84L247 85ZM255 83V82H254ZM66 84L65 85H63V86H61V87H64L63 89L66 91L67 90V86H66ZM113 84V83H112ZM158 84V83H157ZM164 84V83H163ZM184 84V83H183ZM183 84H181V85H183ZM202 84V85H201ZM206 84V83H205ZM232 85V87L230 86H228V85ZM244 84V85H245ZM258 84H259V82H258ZM73 85V84H72ZM79 85V86H78ZM86 85V86H85ZM107 85V84H106ZM243 85V83L241 84V86ZM248 85H249V83H248ZM254 85V84H253ZM260 85V84H259ZM259 85H257V83H256V85H255V87L257 88V86H258V88L260 87ZM262 85H263V83H262ZM44 86V85H43ZM48 86V85H47ZM108 86V87H109ZM46 87V86H45ZM45 87H43V90H44V88ZM91 87H92V89H91ZM94 87H95V89H94ZM125 87H126V85H125ZM169 87H170V85H169ZM201 87V88H200ZM243 87H245V86H243ZM251 88H252V83H251V86H250ZM254 87V86H253ZM254 87V88H255ZM50 88V87H49ZM48 88V89H49ZM106 88V87H105ZM247 88V87H246ZM255 88V89H256ZM262 88V87H261ZM58 89H60V88H58ZM58 89H56L55 91H57ZM62 89V88H61ZM69 89V88H68ZM95 91H94V90ZM107 89V88H106ZM161 89H162V87H161ZM210 89H211V87H210ZM245 89V88H244ZM249 89V88H248ZM45 90H47V89H45ZM63 90V91H64ZM92 90V91H91ZM99 90V89H98ZM126 90V89H125ZM159 90V89H158ZM169 90H171V88L169 89L168 88V86L166 85V86H163V89L161 90V94H165V96L164 97H166L167 95L166 94H168V92H169ZM218 90V91H217ZM260 92V95L261 94H264V92L262 93L261 92V90H260V88L258 89ZM257 89L255 90V92L257 93V91H258ZM38 91V90H37ZM51 91H52V88H51ZM64 91V92H65ZM91 91V92H90ZM113 91V90H112ZM173 91H175V90H173ZM207 91V92H206ZM215 91H217V92H215ZM262 91H264V90H262ZM33 92V91H32ZM34 92H35V90H34ZM40 92H42V91H40L39 90V93ZM45 92V91H44ZM48 92L50 93V91L48 90ZM47 91H46V95L48 94V96H44V94H42L43 96H41L40 94L38 95L36 92V94H37V96H35L34 95V97H31L29 94H28V96H30L29 97V99H25V100H23L21 103H23V102H26L27 104H26V106H25V109H27V111H26V114H24V112H23V115L21 116L20 114L18 115V117L17 118H15V119H17V121L13 118L12 120H15L14 122H12V123H10V122H7V123H10L12 126V128L9 126L10 124H6L5 123V126L6 127H9V129L11 130V131H13L14 130V132L11 134V136L8 138L7 137V140L9 139V141H11L12 143V145H13V141H12V138L14 137V136H16V137H14L13 139H14V141H15V139H17L18 140V137L19 138H21V139H19L20 141H25V142H30V143H32V141L33 140H35L36 142H38V140H39V142H40V138H41V140H43L44 139V136L45 137H47L46 139H48L49 138V136L47 135H45L46 133H51V132H49V130H51V128L53 127L52 126V124H54V123H56V122H58V123H62V125H61V129H63V131H64V127H66L67 129H69V130H66V131H69L70 132V128L74 131V129H75V131L73 132L72 130V132H73V134H76V135H72V136H69L68 135V137H70L69 139L70 140H72V142L74 143V145L72 144V147H73V149H71V150H69L68 151V149L66 150V152L65 153H61L62 152V150H61V154L62 155H60V156H58L57 158L56 157H54V159H52V161L50 160L49 162H48V160L47 159H45V160H43L44 159V157L41 159V161L43 160V162H46V163H43V162H41V163H43V164H49V165H52V166H57V164L58 165H60V163H61V165H60V169H63V168H61V166H62V164L64 163V161H65V159H70V160H68L67 161V164H69V166L71 165L69 162H72V161H75V160H73V159H75V158H77V156L79 157V161L78 162H80L81 164H85V166H83L82 167V170L80 169L79 171L80 172H78V173H75V175H73L72 174V176L71 175H69V176H66L65 174L63 175L62 173V176L60 175H57L58 177H56V178H54V180L52 179V181H51V178H53L52 176H54V175H52L53 173H49L50 171H51V166H50V170L48 169L49 167H47V172H46V168L44 169V165L43 164H41L43 167H41V169H43L42 171H41V173L38 175L39 177H37V180H36V186H34V187H36V190H34V191H36V192H38V193H36L38 196H36V197H39L38 199L40 200V207H42V205L43 206H46L47 207V205L49 206L50 204H46V205H44V203H46V201H48V197H46L47 198V200H46V198L44 197L43 198V196L44 195H49L50 196V194H51V199L53 198V199H55V201H53L52 202V200H50V201H48L47 203H49V202H51L53 205L54 204H57V202H59L60 203V206H61V208L62 209H58L57 207H59V204H58V206H52V207H48V211H45L47 208L46 207H42V208H39V209H37L36 208V206H35V208H36V210L35 209H33L32 211L31 210H28L26 213H28L29 211H30V214H26L24 217L27 219V222L29 223V232H28V234H27V236L24 238V240H22L23 242H21L22 244V246H25V248H29V249H31V250H36V253L38 252L39 253V251H41L42 252V254L44 253V254H46L45 252L46 251H48V248L47 249H45L46 248V246L44 245V246H42L41 244L43 243L44 244V242H42L41 243V241H39L40 240V238H43V236H41L44 232L45 233H47V231H48V229H50V231H51V229L53 228H55V227H52V226H59V225H62V226H59V229H58V227H56V229H54V231L55 232H57L56 230L58 229V231L60 232V238L59 237H57V238H59L60 239V241L58 240V239H54V240H56V241H58V242H63L64 240H62L61 241V239H63L64 237L67 239V237L66 236H68V238L71 236V234H70V232L69 231H71V229L69 230V228L71 227L72 228V226H68V225H71V223H69V222H72L73 221V219H74V217L73 218H71V219H69V220H72V221H69V222H67V223H69V224H65L64 223V221L66 220V218H65V216H67V220H68V213L69 212H67L68 210H64L65 208L64 207H67L68 209L69 208H71V207H73V205H75L74 207H76L77 205H78V203H80V202H82V199H83V196H82V192H80L79 194H77L76 195V197L75 198H68L67 196V199H69V201L71 200V202H70V204L69 203H65L66 201H67V199L66 198H64L63 199V201H65V202H63L62 203V205H61V202H60V196H62L61 194H63V192H65V191H67L66 189V187H68V189L70 188L69 187V185L70 184H74V182H76L75 184L76 185H80V184H86V180H89V178L87 179V177H88V174L91 172V170H92V166H96L95 168H99V166L101 165V164H104V166H105V164H106V166L107 167H109V170H111L110 169V164L112 163V162H110V160H112V158L110 159L109 158V155H110V153H111V151L109 152V151H107V152H109V155L107 154L106 156H108V158L110 159H108L107 157H105V159H107L106 160V162L105 163H101V162H99L101 159H103L104 157H103V154L105 155V153H103L104 151H105V149L107 148H105L104 149V151H103V147H102V145L103 146H106L107 145V143L106 144H104V143H102L101 144V140H99V141H97L96 139H98L99 137L97 136V134H95V133H100V131L102 130L101 129V127L103 128V126H100L101 125V123L100 122H98V123H100V125H98L97 124V126H99V127H95V125L96 124H94V126L92 125L93 124V122H91L92 124H91V126H93V127H91V129H90V127L88 126V127H86V123H82V122H85V120L87 121V118H84L85 117V115L83 114V113H87L90 109H91V106H93L92 105V103H94L95 101H91V99H89L91 102H90V105L91 106H89L90 107V109H89V107L88 108H86L88 105H89V102H87L88 103V105H86V104H83L84 105V107L85 108H83L82 106H81V109L80 108H78V107H80V106H77L76 108H73V109H75V110H77V108H78V110L77 111H75L74 113H73V111L72 110H70V109H68V114L70 115V113H72V115H70L71 117H68V115H66L67 117H65L66 118V121L64 120V118H62L66 113H65V111L67 112V110L66 109H61L62 110V112L64 111V113H62L61 111V113L59 114V115H62V119L61 118H53V114H52V118L50 119V120H47V118L50 116V109L52 108V110H54V105H55V103L53 102V100L55 99L54 98V95H50L49 93H48ZM53 92V91H52ZM92 92H95V93H92ZM101 92H104V93H101V97H99V95H97V97H99V100H98V98H97V100H96V98L93 96V98L92 99H94L95 98V100L96 101H98L99 103H102V102H106V100L107 99H109L110 100V98H112L113 96H115V98L116 97H118L117 95H115L116 94V91H113V93H109V94H112L111 96L108 94V93H105V91H101ZM108 92V91H107ZM206 92V93H205ZM215 92V93H214ZM34 93V94H35ZM55 92H53V93H51V94H54ZM58 93V92H57ZM73 93V94H74ZM90 93H91V95H90ZM126 93V92H125ZM159 93H160V91H159ZM189 93H191V94H189ZM223 93L221 94V95H223ZM229 93V94H228ZM251 94H253L252 93V91L250 92ZM249 93V94H250ZM56 94V93H55ZM59 95H61L60 94V92L58 93ZM114 94V95H113ZM127 94H128V90H127ZM160 94V95H161ZM188 94H189V96H188ZM255 94V93H254ZM27 95V94H26ZM25 95V96H26ZM59 95H57L58 96V99H60L59 97ZM83 95V96H82ZM90 95V96H89ZM153 95V94H152ZM187 95V96H186ZM220 95V96H221ZM258 96H259V94H257ZM24 96V97H25ZM32 96H33V93H32ZM110 98H109V97ZM159 95L157 94V95H154V96H152L151 98H150V100H151V104H150V106L149 107H147L146 106V108H149V109H151L150 111H153V109H154V107L155 106H158V104H159V102H158V98H163V96H159ZM215 96H217V97H215ZM82 97V98H81ZM225 97H223L222 99H224V100H222V101H225V103H228L229 102V100L228 99H226ZM243 97V98H244ZM248 97V98H247ZM81 98V99H80ZM115 98H112V100L113 99H115ZM241 98H240V100H241ZM262 98V97H261ZM260 98V99H261ZM57 99V100H58ZM77 99H80V100H82V102L80 101H78ZM163 99H165V98H163ZM226 99V100H225ZM14 100V99H13ZM56 100V99H55ZM54 100V101H55ZM85 100H86V98H85ZM84 100V101H85ZM88 100V101H89ZM109 100H107V101H109ZM160 101H161V99H159ZM220 99H218V101H219ZM239 100V101H240ZM254 100V99H253ZM257 100V99H256ZM12 101V100H11ZM59 101V100H58ZM57 101V102H58ZM140 101V100H139ZM145 101V100H144ZM208 101H209V103H208ZM221 101V104L223 103ZM226 101H228V102H226ZM263 101V99L262 100H260L259 101V99H258V103H259V105L258 106H260V104H261V102ZM19 102V101H18ZM18 102H16V103H18ZM54 104H53V103ZM109 102H111V100L109 101ZM5 103V102H4ZM13 103V102H12ZM15 103V102H14ZM69 103H66V105L68 104L69 106H70V104ZM80 103V104H79ZM168 103V102H167ZM234 103H236V102H234ZM244 103L245 102H243V101H241V102H238V100H237V103H236V107H235V109L234 108H232V109H234V110H232L233 112H231L232 114H228V115H226V117H225V124H227L228 125V127L226 128L227 130H225V131H223V132H219V133H216L215 132V137H214V140H212V141H208L207 143H206V145H205V147H206V154H205V158L207 159V161H209L210 162V167H211V169L213 170V172H214V178L212 179V180H214V182L216 181V184L215 185H217V181H220L221 180V178L222 177H224L225 175H226V177H227V174L228 173H231V169H233V167H234V165L236 164V162L238 161V160H245V161H251L252 159H254V160H256L257 158H255V152H256V145H254V143H247V144H244L245 142H240V132H242V129L243 128H245V126H246V124H247V122L249 121V120H247L246 119V116L247 117H249L250 115H251V117H249V119L251 118H253V119H256L257 117H259L261 114H263V112H262V109L260 110V108L257 110L256 108H258V107H256V104H257V101L255 102L256 104H253L254 103V101H253V103H252V99H251V103L249 104L248 102V106H246L247 105V103H246V105H244ZM262 103H264V102H262ZM24 104V103H23ZM60 103H58V105H59ZM97 104V103H96ZM217 104H219V102L217 103ZM217 104H216V106H217ZM11 105V104H10ZM65 105V106H66ZM67 105V106H68ZM71 105V106H72ZM86 105V106H85ZM99 105V104H98ZM146 105V104H145ZM148 105H149V103H148ZM212 107H211V106ZM229 105L231 106V103H229ZM262 105V104H261ZM3 106V105H2ZM6 106V105H5ZM68 106V107H69ZM71 106L69 107V108H71ZM72 106V107H73ZM205 106V107H204ZM211 108H210V107ZM216 106L214 105V107L213 108H215L213 111H216ZM59 107V106H58ZM168 107V106H167ZM227 107V106H226ZM264 107V106H263ZM22 108V107H21ZM67 108V107H66ZM145 108V109H146ZM229 108V107H228ZM3 109V108H2ZM20 109V108H19ZM72 109V108H71ZM88 109V110H87ZM109 109V108H108ZM143 109H144V107H143ZM166 109V108H165ZM127 110V109H126ZM148 110V109H147ZM208 110V109H207ZM206 110V111H207ZM231 110V109H230ZM72 111V112H71ZM104 111H106V110H104ZM110 111V110H109ZM109 111H108V113H109ZM164 111V110H163ZM167 111V110H166ZM165 111V112H166ZM228 111V110H227ZM92 112H94L93 110H92ZM85 113V114H86ZM89 114H95L96 112H94V113H90V112H88ZM87 113V117H88V119L91 117V115H89ZM111 113H113V112H111ZM145 113V112H144ZM146 113H148V112H146ZM145 113V114H146ZM163 113V112H162ZM216 113V112H215ZM229 113V112H228ZM0 114H3V113H1L0 112ZM64 114V115H63ZM115 114V113H114ZM126 114V113H125ZM128 114V113H127ZM145 114H144V116L141 118V117H139L140 119H141V121H142V123H143V119H145V117H147V116H145ZM4 115V114H3ZM57 115V113H55V116ZM81 115H84V117H82V118H84V119H82L81 118ZM96 115V114H95ZM105 115H107V114H105ZM140 115V114H139ZM204 115V116H203ZM264 115V114H263ZM262 115V116H263ZM0 116H2V115H0ZM21 116V117H20ZM78 116H80V117H78ZM123 116H125V115H123ZM214 116V115H213ZM261 116V117H262ZM6 116H4V118H5ZM57 117V116H56ZM93 117H95V116H93ZM165 117V116H164ZM2 118V117H1ZM0 118V119H1ZM8 118V117H7ZM7 118H5V119H7ZM77 118H79L80 119V121L78 122V120H76ZM105 118H106V116H105ZM128 119H129V117H127ZM167 118V117H166ZM188 118H189V121H188ZM260 118V117H259ZM3 119V118H2ZM4 119V120H5ZM8 119H11V118H8ZM47 120V122H46V120ZM55 121H53V120ZM57 119L60 121H57ZM91 119V118H90ZM147 119V118H146ZM145 119V121H147ZM165 119V118H164ZM172 119V120H173ZM186 119V120H185ZM211 119V118H210ZM252 119V120H253ZM139 120V119H138ZM162 120H163V118H162ZM168 120H170V117H169V119ZM175 120V119H174ZM182 120H185V121H182ZM251 120V121H252ZM260 120V119H259ZM11 121V120H10ZM45 123H44V122ZM92 121V120H91ZM144 121V122H145ZM159 121H160V119H159ZM188 121V125H187V123L185 124V122H187ZM205 121H207V119L205 120ZM216 121V120H215ZM6 122V121H5ZM88 122L90 123V120H88ZM122 122V121H121ZM169 122H171V121H169ZM182 122L184 123V125L182 124ZM204 122V121H203ZM202 122V123H203ZM208 122H209V119H208ZM207 122V123H208ZM250 122V121H249ZM248 122V124H250L251 123V125H252V122H250L249 123ZM2 123V122H1ZM0 123V124H1ZM4 123V122H3ZM79 123V124H78ZM88 123V124H89ZM124 123V122H123ZM173 123H175V122H173ZM214 123V122H213ZM223 123V122H222ZM255 123V122H254ZM253 123V124H254ZM60 124H58V125H60ZM81 124H83V125H85V127H86V129H87V131H85V128H84V131H85V133H84V131H83V129L81 130L82 131V133L80 132V129L78 128V127H80V125ZM122 124V123H121ZM136 124V123H135ZM161 124H162V122H161ZM175 124H177V123H175ZM210 124V123H209ZM55 125V124H54ZM58 125H57V127H58ZM83 125H81V127L80 128H82V127H84ZM163 125V124H162ZM168 125V124H167ZM250 125V126H251ZM13 126H14V128H13ZM117 126V125H116ZM122 126H124V128H125V125H122ZM122 126L121 127H118V129H116L117 131L115 132L113 129H112V132L110 133V130H111V128L109 129V134H112V135H109L110 136V138H108L109 140H113L114 138H116V137H118V136H120V135H122V133H121V131H122ZM155 126V125H154ZM169 126V125H168ZM172 126H173V124H172ZM172 126H171V128H170V130L172 129ZM174 126H176V125H174ZM207 126H208V124H207ZM253 126V125H252ZM3 127V126H2ZM63 127V128H62ZM166 127V126H165ZM56 128V127H55ZM89 128V129H88ZM114 128H115V126H114ZM117 128V127H116ZM123 128V129H124ZM140 127L138 126V129H139ZM158 128V127H157ZM179 128V129H178ZM196 128H198V127H196ZM207 128V127H206ZM6 129V128H5ZM4 129V130H5ZM13 129V130H12ZM53 129V128H52ZM58 129H59V132H61L60 130V126L58 127ZM77 129V130H76ZM108 129V128H107ZM120 129H121V131H120ZM127 129V128H126ZM167 129V130H166ZM166 131H168V128L166 127ZM248 129V128H247ZM250 129V128H249ZM55 129H53V130H51V131H54ZM79 130V131H78ZM91 132H90V131ZM135 131H136V129H134ZM144 130V129H143ZM159 130V129H158ZM164 130V132L166 133V131ZM173 130H175V127H174V129H172L171 131H173ZM204 130H205V128H204ZM244 130V129H243ZM258 130H260V129H258ZM7 131V130H6ZM57 131V129L55 130V132ZM65 131V132H66ZM113 131H114V133H113ZM124 131V133H125V131L126 130H123ZM141 131H142V129H141ZM171 131H168L167 132V134H168V136L165 134L164 135V133L162 134V135H164L165 136V139H163L164 140V142L166 141V139L168 140L167 142H171L170 140L171 139H173V137L176 135L177 137H178V135L177 134H175L172 138H171V136L172 135H170L171 133ZM178 131L180 132V133H178ZM195 131V130H194ZM193 131V132H194ZM248 131V130H247ZM120 132V133H119ZM176 132V131H175ZM201 132H203V131H201ZM212 132V131H211ZM257 132V131H256ZM260 132H264V128L263 129H261L260 130ZM6 132H4L3 134H5ZM8 133H9V131H8ZM54 133V132H53ZM68 133V132H67ZM81 133V134H80ZM127 133V132H126ZM246 133V132H245ZM7 134V133H6ZM13 134H15V135H13ZM72 134V133H71ZM70 134V135H71ZM106 134H107V132H106ZM160 134V135H161ZM191 134V133H190ZM253 133H251V135H252ZM254 134H256V133H254ZM197 135V134H196ZM242 135V134H241ZM250 135V136H251ZM42 136H43V138H42ZM67 136V135H66ZM166 136L167 137H169V138H171L170 140H169V138H166ZM175 136V137H176ZM3 137V136H2ZM2 137H0V143L1 144H3L4 145V138H6V136L4 137V138H2ZM96 139H95V138ZM98 137V138H97ZM174 137V138H175ZM184 137H186V135L184 136ZM189 137V136H188ZM195 137V136H194ZM193 137V138H194ZM11 138V139H10ZM65 138H67V137H65ZM249 138V137H248ZM251 138V137H250ZM37 139V140H36ZM91 139H92V141L94 142V139L97 141V142H100V144H101V147L99 146L100 144L99 143H97L96 141L94 142V143H96V146L93 144V147L91 146V145H89V144H92L93 142L91 141ZM105 139V138H104ZM212 139V138H211ZM3 140V141H2ZM17 140L15 141V142H17ZM19 140H18V142H19ZM27 140H29V141H27ZM30 140H32V141H30ZM68 140V139H67ZM189 140V139H188ZM5 141H6V139H5ZM48 141V140H47ZM14 142V143H15ZM24 142V143H25ZM35 142V143H36ZM61 142V141H60ZM63 142H65V143H68V142H66V140L65 141H63ZM91 142V143H90ZM164 142H162V145H163V143ZM174 142V141H173ZM257 142V141H256ZM43 143L44 142H42V144H41V147H42V145H43ZM46 143V142H45ZM44 143V144H45ZM62 143V142H61ZM71 143V142H70ZM6 144V143H5ZM27 144V143H26ZM77 144H79L80 146L78 147V145ZM166 144V143H165ZM189 144H190V142H189ZM34 145V144H33ZM50 145V144H49ZM53 145V144H52ZM56 145V144H55ZM70 145V144H69ZM98 145V146H97ZM1 146V145H0ZM5 146H7V144L5 145ZM34 146H36V145H34ZM33 146V147H34ZM39 146V144L37 143V147ZM49 147L48 145H46L45 144V146L43 145V147L45 148V147ZM51 146V145H50ZM54 146V145H53ZM61 146V145H60ZM71 146V145H70ZM92 148H96V149H91V147ZM95 146V147H94ZM2 147V146H1ZM37 147H35V148H37ZM47 147H46V149H47ZM52 147V146H51ZM90 147V149L88 150V148ZM97 147H99L98 149H97ZM159 147H160V145H159ZM165 147V146H164ZM192 147V146H191ZM50 148V147H49ZM53 148H55V146L53 147ZM52 148V149H53ZM61 148V147H60ZM63 148V147H62ZM111 147L109 146V149H110ZM156 148V147H155ZM188 148V147H187ZM39 149V152H40V148H38ZM42 149V148H41ZM157 149V148H156ZM159 149V148H158ZM180 149H182V145H181V148ZM30 150H32L31 148H30ZM60 150V149H59ZM100 150L101 151H103L102 153H100L99 154V152H100ZM108 150V149H107ZM165 151V153H166V149H164ZM168 150H170V149H168ZM184 151H185V149H183ZM33 151L35 152L36 151V149L34 150L33 149ZM55 151V150H54ZM68 151V152H67ZM99 151V152H98ZM171 151V150H170ZM255 151V152H254ZM58 152V151H57ZM56 152V153H57ZM106 152V151H105ZM172 152V151H171ZM170 152V153H171ZM32 153V152H31ZM31 153H29V154H31ZM38 153V152H37ZM53 153V152H52ZM169 153V151H167V153H166V155H164V153H163V155H160V156H158V157H160V158H158L157 157V159L155 158V159H151L150 161H147L148 162V169H149V167H151V169H149V170H151L150 171V173H148L147 172V174L148 175H146V177H144V179L142 180V183H144V184H142V185H140V186H145L144 188L145 189H148V188H146L148 185L147 184H145L146 182L148 183V182H150V181H152L151 183H152V185H153V182H154V184H155V182H157L158 181V179L160 180V179H163V176H162V178H160L159 176H157V180L154 178V177H156V175H158L160 172H162V171H164L166 168H169L170 166V168H169V170H173V168H174V170H176V171H174V172H171V175L169 174V175H164V176H166V177H164V179H165V183H167V185H166V187L164 188L165 190H167V191H165L164 192V190L163 191H160L161 192V194H159V195H164L163 193H167V195H164V198L162 197V198H160V196L159 197H157L155 194V197L158 199V198H160L161 200V203H162V199H164L165 200V198H166V200H168V197L170 198V197H172V196H174V197H176L177 195L176 194H178V193H181L180 191H178V190H180V188H181V191L183 192V190L184 189H182V187H185V182H186V180H184V182H182V176L183 177H188V174H186L187 172H186V162L184 161V163H185V165H184V163H183V161H181L183 164H181V162L179 163H176L177 162V160H176V157L178 156V154L177 153H173V154H177V156L175 157V159L174 160H172L174 157H173V154L171 155V157L170 158H168L170 155L168 154ZM185 153H186V151H185ZM260 153H261V151H260ZM33 154V153H32ZM32 154H31V156H32ZM102 154V156H100ZM181 154V153H180ZM258 154V153H257ZM183 155H185V154H183ZM254 155V156H253ZM34 156V155H33ZM37 156V155H36ZM53 156V155H52ZM96 156H97V158H96ZM102 157V158H100V157ZM35 157V156H34ZM261 157V156H260ZM36 158V157H35ZM34 158V159H35ZM64 159V160H63ZM72 159V160H71ZM168 159H169V161H168ZM171 159V160H170ZM205 159V160H206ZM261 159H262V157H261ZM261 159H259V160H261ZM8 160H10V159H8ZM31 160H33V159H31ZM99 160V161H98ZM104 160V159H103ZM175 160H176V162H175ZM182 160V159H181ZM185 160H186V158H185ZM258 160V161H259ZM85 161V162H84ZM168 161V163H166ZM263 161V159L261 160V162ZM63 162V163H62ZM31 163V162H30ZM51 163V164H50ZM34 164V163H33ZM48 164L47 165H45V167L46 166H48ZM65 164L66 163H64V166H65ZM66 164V165H67ZM168 164H170V166L168 165ZM262 164H264V163H262ZM40 165V166H41ZM147 165V164H146ZM206 165L208 166V164L206 163ZM68 166V167H69ZM102 167H103V170H101V171H104L105 172V174H104V176H108V174H107V172H109V170L108 171H106V169L104 168V166L103 165H101ZM101 166H100V169H101ZM167 166V167H166ZM183 166V167H182ZM189 166V165H188ZM63 167V166H62ZM66 167V166H65ZM76 166H74V168H75ZM91 167V168H90ZM209 167V166H208ZM258 167V166H257ZM262 167V166H261ZM32 168V167H31ZM56 168H58V167H56ZM89 168H90V171H89ZM59 169V170H60ZM97 169H95L94 170V172L93 173H96L97 175L100 173V172H98L99 171V169L97 170ZM105 169V170H104ZM53 170V169H52ZM55 170V169H54ZM52 171V172H56L57 171V169L55 170V171ZM74 170V169H73ZM256 170H258V169H256ZM61 171V170H60ZM75 171V170H74ZM88 171H89V173H88ZM93 171V170H92ZM95 171H97V172H95ZM147 171V170H146ZM154 171H156L157 172V174L154 172V174H155V176H154V174H153V172ZM72 172V171H71ZM212 172V171H211ZM257 172V176H258V174L259 173H262V170L260 169V170H258V171H256ZM264 172V171H263ZM36 173V172H35ZM60 173V172H59ZM184 173H185V176H184ZM37 174V173H36ZM51 174V176H49V175ZM56 174H58L57 172H56ZM69 174V173H68ZM100 174H102L103 175V172H101ZM110 174H111V172H110ZM152 174H153V176H152ZM181 174H182V176H181ZM1 175V174H0ZM35 175V174H34ZM95 175V174H94ZM93 175V176H94ZM94 176V181H95V183L97 184L98 182H100V185H98L97 187L94 185L93 186V184H95L94 182L93 183H91V185L88 187V190H89V193L88 192H86V193H88V195L89 196H87V197H85L84 199L86 200V198L87 199H89V201H88V203L91 201V202H97L98 201V196H99V193H100V191L102 190V188H104L103 187V185H105L104 184V180H105V178L107 179V176L106 177H104V180H103V178H101V177H103V176ZM262 175V174H261ZM261 175H260V177H261ZM35 177H36V175H35ZM90 178H91V175L89 176ZM230 177V176H229ZM228 177V178H229ZM263 178H264V175L262 176ZM97 180H96V179ZM184 178V179H185ZM225 178V177H224ZM49 179H50V181H49ZM103 182V184H102V182L100 181V180ZM181 179V180H180ZM261 179V178H260ZM259 179V180H260ZM92 181H93V179H91ZM99 180V181H98ZM211 180V181H212ZM223 180H225V179H223L222 178V180L221 181H223ZM263 180V179H262ZM33 181V180H32ZM35 181V180H34ZM54 181V182H53ZM86 181V182H85ZM91 181V182H92ZM108 181V180H107ZM162 181V180H161ZM180 182H182V184H184V185H182L181 187H180ZM228 182V181H227ZM226 182V183H227ZM33 183V182H32ZM79 183V184H78ZM141 183V182H140ZM150 183V184H151ZM178 183H179V186H178ZM211 183V182H210ZM213 183V182H212ZM221 183L222 182H218V189H219V185H221ZM90 184V183H89ZM88 184V185H89ZM99 184V183H98ZM214 184V183H213ZM212 184V188H213V185ZM224 183H222V185H223ZM34 185V184H33ZM46 185L48 186L47 188H46ZM66 185V187H64ZM211 185V184H210ZM221 185V186H222ZM86 186V185H85ZM100 186V187H99ZM243 186V185H242ZM62 187H64V188H66L65 189V191H62ZM71 187H74L73 185H71ZM87 187V186H86ZM102 187V188H101ZM214 187H216V186H214ZM32 188H33V186H32ZM31 188V189H32ZM48 188H49V190H48ZM143 187H142V189H144ZM167 188V189H166ZM205 188V187H204ZM209 188H211V187H209ZM208 188V189H209ZM211 188V189H212ZM53 189V190H52ZM211 189H209V190H211ZM216 189H217V187H216ZM59 190H61V191H59ZM87 190V188L85 189V191ZM87 190V191H88ZM198 190H199V188H198ZM206 190V189H205ZM204 190V191H205ZM215 190V189H214ZM34 191H32V193L30 192V194H34L35 192ZM50 191V194L48 193ZM99 193H98V192ZM145 191V190H144ZM212 191V190H211ZM210 191V192H211ZM216 191H218V190H215V192ZM59 192V193H58ZM60 192H62L61 194H60ZM157 192V191H156ZM160 192H157V193H160ZM163 192V193H162ZM169 192V193H168ZM178 192V193H177ZM198 192H200V191H198ZM210 192L209 193H205V195L207 194H210ZM213 192V191H212ZM60 194L59 196H58V194ZM84 193V196L86 195V193L85 192H83ZM204 193V192H203ZM202 192H201V194H203ZM214 193V192H213ZM36 194H34V195H36ZM52 194H56V196H58L59 197V199H57V198H54V197H52V196H54V195H52ZM195 194V193H194ZM191 195V197H192V200H195L196 199V197H199V196H197V195ZM198 194V193H197ZM200 193L198 194V195H201ZM25 195H27V194H25ZM65 195H67V194H65ZM31 196V195H30ZM33 196V195H32ZM55 196V197H56ZM63 196H64V194H63ZM62 196V197H63ZM202 196V195H201ZM199 197V198H202V197ZM28 197V196H27ZM206 197V196H205ZM207 197H209V196H207ZM226 197V196H225ZM249 196H247V199H249L248 198ZM26 198V197H25ZM152 198H153V194H152ZM199 198H197V199H199ZM227 198V197H226ZM26 199H30V197L29 198H26ZM36 199V198H35ZM34 199V200H35ZM58 201H57V200ZM155 199V198H154ZM171 199H173V197L172 198H170L169 200H171ZM209 199V198H208ZM252 199V198H251ZM31 200V199H30ZM30 200L28 201V203L30 202ZM39 200H37V201H39ZM46 200V201H45ZM62 200V199H61ZM97 200V201H96ZM163 200V201H164ZM165 200V202H163L164 204L167 202ZM191 200V199H190ZM24 201H26V200H24ZM27 201L25 202V203H27ZM43 201V202H42ZM57 201V202H56ZM69 201H67V202H69ZM80 201V202H79ZM87 201V200H86ZM158 201V200H157ZM32 202V201H31ZM35 202V201H34ZM54 202H56V203H54ZM67 205H65V204ZM83 203H84V201H83ZM160 203V202H159ZM158 203V204H159ZM160 203V204H161ZM163 203H162V205H163ZM37 204V203H36ZM51 204V205H52ZM77 204V205H76ZM94 204V203H93ZM97 204V203H96ZM157 204V205H158ZM159 204V205H160ZM226 204V207H227V209H228V207H229V202H226L225 203ZM35 205V204H34ZM63 205H65V206H63ZM70 205V207H68ZM87 205V204H86ZM95 205V204H94ZM93 205V206H94ZM161 205V206H162ZM30 206H32L31 204H30ZM38 206V205H37ZM82 206H84V205H82L81 204V207ZM29 207V206H28ZM55 207V210H53L52 208H54ZM74 207H73V209H74ZM87 207V206H86ZM97 207V206H96ZM95 207V208H96ZM155 206H153V208H154ZM158 207V206H157ZM30 208V207H29ZM60 208V207H59ZM66 208V209H67ZM79 208H80V206H79ZM78 208V209H79ZM152 208V209H153ZM168 208V207H167ZM44 209V210H43ZM49 209H52V210H50V212H49ZM72 209V208H71ZM71 209H69V210H71ZM72 209V210H73ZM77 209V210H78ZM159 209V208H158ZM162 209V208H161ZM43 210V211H42ZM84 210H87V212H89L88 210H90V213H91V211H92V207L90 208V207H88V209H84ZM75 211V210H74ZM83 211V210H82ZM121 211V210H120ZM151 211V210H150ZM153 211V210H152ZM222 211V210H221ZM32 212V213H31ZM67 212V213H66ZM78 212V211H77ZM93 212H94V210H93ZM92 212V213H93ZM81 213V212H80ZM79 213V214H80ZM86 212L85 211H83V214H85ZM222 213H223V211H222ZM72 214H74V213H72ZM187 214V213H186ZM10 215V214H9ZM82 215V214H81ZM90 215V214H89ZM118 215V214H117ZM116 215V216H117ZM155 215V214H154ZM153 215V216H154ZM218 215V214H217ZM62 216V217H61ZM70 216H71V214H70ZM110 216V215H109ZM112 216V215H111ZM148 216V215H147ZM151 216V215H150ZM150 216H148V220L150 219V218H152L153 219V217H150ZM185 216H188V214L187 215H185ZM65 218V220H63L62 218ZM81 217V216H80ZM91 217V216H90ZM112 217H114V216H112ZM166 217V216H165ZM89 218V217H88ZM162 218H164V217H162ZM76 219V218H75ZM146 219V217L144 218V219H142L141 220V222L143 221V220H145ZM166 219V218H165ZM62 220V221H61ZM86 220V219H85ZM151 220V219H150ZM167 220V219H166ZM216 220V219H215ZM215 220H213V221H215ZM26 221V220H25ZM83 221V220H82ZM81 221V222H82ZM146 221V220H145ZM145 221H143L142 223L141 222H139V225L141 226V227H143V231H142V233H145L147 230H149V229H147L149 226H151L150 225V223H149V225H147V227H145L146 229V231H144V226H143V223L145 222ZM152 221V220H151ZM153 221H154V219H153ZM65 224V226L66 227H63V223ZM79 222V221H78ZM83 222H85V221H83ZM74 223V222H73ZM72 223V224H73ZM141 223V224H140ZM147 223V222H146ZM145 223V224H146ZM262 223V222H261ZM260 223V224H261ZM27 224V223H26ZM186 224H187V222H186ZM74 225H75V223H74ZM138 225V224H137ZM189 225H190V223L188 224V227H189ZM139 226V228L137 229V230H135L136 231V233H135V235H137V239H138V232L137 231H139V229H141L142 230V228ZM185 226V225H184ZM220 226V225H219ZM218 226V227H219ZM52 227V228H51ZM83 227V226H82ZM135 227H136V225H135ZM187 227V228H188ZM192 228H194L193 227V225L191 226ZM190 227V228H191ZM66 228H68V229H66ZM121 228V227H120ZM133 228V227H132ZM151 228H152V226H151ZM161 228V227H160ZM159 228V229H160ZM175 228V230H178L179 229V227H174ZM84 229V228H83ZM156 229H157V227H156ZM158 229V230H159ZM195 229V228H194ZM194 229H187V230H194ZM118 230V229H117ZM131 231H132V229H130ZM133 230H134V228H133ZM140 230V231H141ZM186 230V231H187ZM49 231V232H50ZM139 231V235H141L140 232ZM154 231V230H153ZM185 231V232H186ZM260 231H263V230H261L260 229ZM48 232V233H49ZM76 232V231H75ZM111 232V231H110ZM109 232V233H110ZM122 232V231H121ZM128 232V231H127ZM149 232V231H148ZM157 232V231H156ZM194 232V231H193ZM192 232V233H193ZM259 232V231H258ZM37 233H42V234H40V235H38ZM52 233V232H51ZM115 233V232H114ZM119 232H117V234H118ZM158 233V232H157ZM156 233V234H157ZM35 234H37V235H35ZM54 234V233H53ZM56 235L58 234L59 235V233H55ZM62 234H65L64 236L62 235ZM85 234V233H84ZM116 234V233H115ZM116 234V235H117ZM123 234H125L126 235V232H125V230H124V233ZM128 234H130V232L128 233ZM127 234V235H128ZM133 234V233H132ZM146 234V233H145ZM160 234H162V232H161V230L159 231V234L158 235H160ZM186 234V233H185ZM200 234H202V233H200ZM200 234H199V236H200ZM204 234V233H203ZM219 234V233H218ZM260 234V236H261V238H262V240H264V231L263 232H261V233H259ZM259 234H258V236H259ZM37 236L36 238H35V236ZM55 235V236H56ZM115 235V236H116ZM119 235V234H118ZM214 235H216V234H214ZM34 236V238L37 240L38 239V236H39V240H37V242H35L34 241V239L32 238ZM41 236V237H40ZM45 236V235H44ZM49 236V235H48ZM48 236H46L47 238H48ZM73 236V235H72ZM122 235H120L119 236V238L121 237ZM130 236V235H129ZM129 236H127L128 238H129ZM142 236H144L143 234L141 235V237ZM146 236V235H145ZM162 236L163 235H161V238H162ZM183 236V235H182ZM87 237V236H86ZM147 237V236H146ZM160 237V236H159ZM207 236H205V238H206ZM253 236H251V238H252ZM45 238V237H44ZM73 238V237H72ZM127 238V239H128ZM131 238V237H130ZM132 238H133V235H132ZM143 238V237H142ZM249 239V240H252V239ZM51 239V238H50ZM53 239V238H52ZM134 239H136L135 238V236H134ZM190 239H192V238H190ZM204 239V238H203ZM208 239V238H207ZM255 239H256V236H255ZM41 240H43V239H41ZM76 240V239H75ZM74 240V241H75ZM79 240V239H78ZM120 240H122L123 241V239L122 238H120ZM125 240H126V238H125ZM131 241H133L132 239H130ZM144 240V239H143ZM161 240V239H160ZM205 240V239H204ZM219 240H220V237H219ZM254 240V239H253ZM34 241V242H33ZM43 241H46V240H43ZM52 241V240H51ZM70 241V240H69ZM121 241V242H122ZM128 242H129V240H127ZM261 240H260V238H259V240H257V243L256 244H258V242L261 244V242H260ZM49 242V241H48ZM66 242V241H65ZM95 242V241H94ZM141 242V241H140ZM144 242V241H143ZM191 242V241H190ZM203 242V241H202ZM252 242V241H251ZM250 242V243H251ZM255 242V241H254ZM54 243H55V241H54ZM64 243V242H63ZM93 243V242H92ZM51 244V243H50ZM94 244V243H93ZM125 244H126V242H124V246H125ZM128 244V243H127ZM141 244V243H140ZM148 244V243H147ZM200 244L203 246L204 244H202L201 242H200ZM199 244V245H200ZM251 244H253V243H251ZM255 244V245H256ZM259 244V245H260ZM48 245V244H47ZM92 245V244H91ZM131 245V244H130ZM133 245V244H132ZM143 245V244H142ZM200 245V246H201ZM255 245L253 244V246L255 247ZM262 245H264V241H263V244ZM59 246V245H58ZM135 246V245H134ZM252 246V245H251ZM42 247H45L44 249L42 248ZM47 247H49V246H47ZM56 247V246H55ZM90 247V246H89ZM129 247V246H128ZM128 247H126V248H128ZM136 247V246H135ZM134 247V248H135ZM197 247H199V246H197ZM250 247V246H249ZM258 247V246H257ZM92 248V247H91ZM91 248H90V250H91ZM141 248V247H140ZM58 249V248H57ZM71 249V248H70ZM123 249V248H122ZM201 249V248H200ZM199 249V250H200ZM203 249V251H204V255H206V257L208 256L209 258L210 257H212L213 255H214V253L216 252V244L214 243V240H211V237H210V240H208L206 243H205V246H204V248H202ZM253 249V248H252ZM257 249V248H256ZM255 249V250H256ZM50 250V249H49ZM198 250V249H197ZM254 250V251H255ZM33 251V252H34ZM54 251V250H53ZM86 251V250H85ZM84 251V252H85ZM92 251V250H91ZM125 251V250H124ZM254 251H252V252H254ZM193 252V251H192ZM243 252V251H242ZM55 253V252H54ZM57 253V252H56ZM188 253H191V250H190V252H188ZM195 253H196V251H195ZM194 253V254H195ZM244 253V252H243ZM249 253V252H248ZM125 254V253H124ZM187 254V253H186ZM194 254H191L189 257H188V259L187 258H185V259H187L186 260V264H187V261H188V264H194V262H193V260H194V258H195V256H194ZM201 254H202V252H201ZM225 254V253H224ZM223 254V255H224ZM241 254V253H240ZM250 254H252V253H250ZM188 255V254H187ZM203 255V254H202ZM222 255V256H223ZM226 255V254H225ZM225 255L223 256L224 258H222L223 260H221L220 262L221 263H219V261H217L216 260V258H213V260L212 261H214V259H215V261L216 262H218L219 264H228L227 262L229 261V256L227 255V257H225ZM83 256H86L85 255V253H84V255ZM126 256V255H125ZM198 256H200V255H198ZM218 256V255H217ZM252 256V255H251ZM130 257V256H129ZM80 258H81V256H80ZM127 258V257H126ZM180 258V257H179ZM238 258V257H237ZM243 258H246L245 256L243 257ZM243 258H238L236 261H235V264H250L249 262L247 263ZM247 258H248V256H247ZM250 258V257H249ZM78 259V258H77ZM125 259V258H124ZM124 259L122 260V261H124ZM128 259V258H127ZM126 259V260H127ZM205 259H207V258H205ZM220 259V258H219ZM251 259H253V258H251ZM250 259V260H251ZM76 260V259H75ZM80 260V259H79ZM126 260H125V262H126ZM250 260H247V261H250ZM214 261V262H215ZM234 261V260H233ZM77 262V261H76ZM80 262V261H79ZM127 262H128V260H127ZM126 262V263H127ZM214 262H212V263H214ZM251 262V261H250ZM124 263V262H123ZM215 264V263H214ZM232 264H234V262L232 263Z\"/></svg>","mask_w":264,"mask_h":264},{"label":"crops","instance_id":"crops-1","mask_svg":"<svg viewBox=\"0 0 264 264\" xmlns=\"http://www.w3.org/2000/svg\"><path fill=\"white\" fill-rule=\"evenodd\" d=\"M17 36H18V34H17ZM19 37V36H18Z\"/></svg>","mask_w":264,"mask_h":264}]
</instances>
